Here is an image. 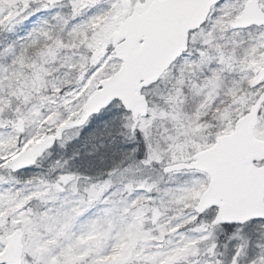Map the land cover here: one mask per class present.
Masks as SVG:
<instances>
[{"label":"snow or ice","instance_id":"6c2138e0","mask_svg":"<svg viewBox=\"0 0 264 264\" xmlns=\"http://www.w3.org/2000/svg\"><path fill=\"white\" fill-rule=\"evenodd\" d=\"M0 264H264V0H0Z\"/></svg>","mask_w":264,"mask_h":264}]
</instances>
